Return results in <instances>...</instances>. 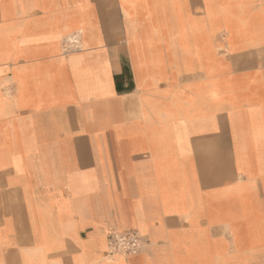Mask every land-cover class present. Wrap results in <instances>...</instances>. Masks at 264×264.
<instances>
[{"label": "crops", "instance_id": "1", "mask_svg": "<svg viewBox=\"0 0 264 264\" xmlns=\"http://www.w3.org/2000/svg\"><path fill=\"white\" fill-rule=\"evenodd\" d=\"M0 264H264V0H0Z\"/></svg>", "mask_w": 264, "mask_h": 264}, {"label": "built area", "instance_id": "2", "mask_svg": "<svg viewBox=\"0 0 264 264\" xmlns=\"http://www.w3.org/2000/svg\"><path fill=\"white\" fill-rule=\"evenodd\" d=\"M109 254L131 255L141 247L139 237L133 232L113 233L109 236Z\"/></svg>", "mask_w": 264, "mask_h": 264}]
</instances>
